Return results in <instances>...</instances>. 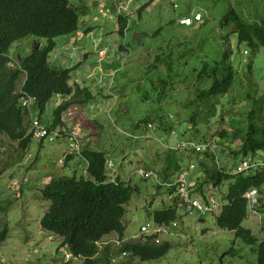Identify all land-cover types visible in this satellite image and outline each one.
<instances>
[{"label": "rangeland", "instance_id": "374dc122", "mask_svg": "<svg viewBox=\"0 0 264 264\" xmlns=\"http://www.w3.org/2000/svg\"><path fill=\"white\" fill-rule=\"evenodd\" d=\"M71 1L79 6L82 15L80 30L91 26L87 30L92 29L93 33L86 38L82 34L75 44L68 43L67 36L57 37L56 48L49 55L50 64L78 65L70 84L87 85L95 96L86 105H74L65 111L61 128L71 122L81 148L105 151L115 164L107 173L130 180L137 189L125 205L127 227L123 240L111 234L98 243L100 249L111 245L118 253L123 242L145 239L140 228L153 222L154 211L175 204L178 207L171 189L142 178L141 169L153 170L163 180L165 160L172 151L182 162V168L195 165L189 183L197 188L204 180L201 159L190 157L178 144L189 138L212 140L216 156H222L218 160L225 171L240 162L241 157L235 158L229 149L234 145L229 146L227 141L220 144L216 133L231 132L240 125L251 109L246 98L248 92L257 91L258 96L264 93V46L253 51L240 43L235 24L222 25V19L233 8L249 22H262L264 0H152L140 16L138 9L149 0H83L85 5L82 0ZM197 12L203 17L199 24L187 27L179 23L180 18ZM119 16L127 20L123 37L118 33ZM37 42L39 47L45 44L44 39L35 37L16 42L9 52L10 65L17 66ZM226 50L231 51L230 62L237 72L235 85L230 95L220 98L215 117L194 125L189 120L193 110L189 103L201 86L198 72L204 63L212 65L220 60ZM169 53L173 72L167 78L163 64L151 65L157 56ZM251 61L252 76H249L247 65ZM248 79L255 88L249 87ZM166 80L170 85L164 87ZM163 89L166 97L160 101L158 93ZM67 98L62 95L52 98L42 115L44 124H51L54 108ZM143 120L152 122L156 128L148 130ZM177 145L178 149H174ZM72 148L65 132L58 141L42 144L33 141L25 152L16 141L0 133V224L9 228L7 240L0 244V264H85L83 259L71 256L62 238L40 226L48 207L41 188L52 178L70 174L72 170L87 175L84 161L77 160L70 169ZM65 155L73 157L62 164L60 160ZM254 160L264 162V152L260 151ZM176 173L172 171L173 176ZM210 186H204L206 195L224 200L228 183L216 189ZM177 211V226L159 236L172 247L163 258L141 261L129 254L118 264H257L250 246L236 238L233 231L218 227V211L203 216H191L181 208ZM261 212L262 218L248 213L243 222L258 240L264 238V210Z\"/></svg>", "mask_w": 264, "mask_h": 264}, {"label": "trees", "instance_id": "16d2710c", "mask_svg": "<svg viewBox=\"0 0 264 264\" xmlns=\"http://www.w3.org/2000/svg\"><path fill=\"white\" fill-rule=\"evenodd\" d=\"M151 2L152 0H149L138 9L139 16ZM81 16L79 6H74L71 0H0V133L16 141L22 152L27 151L33 142V109L42 119L47 104L55 95L68 97L54 108L53 121L46 124L52 130L63 125L61 117L70 107L86 105L94 97L86 85L81 87L78 84H70L72 72L78 65L58 67L49 62V55L56 48L55 39L74 34L80 27ZM230 22L237 28L240 43L247 44L253 51L259 46H264V21L249 22L230 8L222 19V25ZM117 23L118 33L123 37L127 20L119 16ZM27 37L44 39L45 44L39 49H35L34 44L17 66H11L9 52L12 46ZM230 57L231 51L226 50L220 60L212 65L204 63L199 70L197 78L201 86L197 88L195 98L189 103V107H193L189 118L192 124L207 122L215 117L220 98L230 95L237 78ZM156 63L166 67L167 78H170L173 72L171 53L163 57L157 56L151 66ZM251 63L252 61L247 65L249 76H252ZM248 80L249 87L255 88L253 81ZM163 82L164 87L170 85L168 80ZM23 96L35 99L32 111L22 106ZM165 97L166 91L163 89L158 93V98L163 101ZM246 98L251 103V109L240 125L231 132L220 130L216 133L220 144L225 145L227 141L229 146L234 145L229 149L235 158L241 157L240 161L254 160L260 151L264 152V93L258 96L257 91L248 92ZM143 122L152 123L147 120ZM190 139L199 143L212 142L203 138ZM73 155L79 161L87 162V175L72 170L70 174L52 178L41 188V196L48 202V207L40 219L41 228L62 238V244L68 248L71 256L83 259L85 264L106 261L111 264V258L117 257L120 252H127V255L130 254L141 261L163 258L172 248L171 244L168 241L157 244L151 237L123 242L119 245L118 253H115L113 247L111 249V245L99 248L98 243L108 235L117 234L118 239L123 240L127 227L124 223L125 205L137 189L131 185L130 180L120 176L112 177L111 173H107V170L112 168L107 167L108 157L105 151L82 148L81 156ZM189 156L201 159L200 166L204 175V180L197 188H193V192L205 198L204 186L211 185V188L216 189L225 182L228 183L224 200L222 198L225 204L216 217V223L221 229L233 231L236 238L250 246L256 255V263L264 264V238L258 240L251 229L243 226L249 213L245 194L252 188L264 193V168L234 174V167L238 163L235 158H232L231 162L236 163L225 171L219 164V156L214 153L205 152ZM71 158L72 156H67L65 163ZM219 159H222V156ZM165 162L162 176L163 180H168L173 176L172 171L176 172L182 168V162L177 160L172 151L167 155ZM170 191L173 193L172 189ZM177 209L175 204L156 210L152 214L153 221L165 224L176 221ZM262 230L264 231V226ZM8 233V225L3 224L0 227V244L7 240Z\"/></svg>", "mask_w": 264, "mask_h": 264}, {"label": "built area", "instance_id": "2783aa9c", "mask_svg": "<svg viewBox=\"0 0 264 264\" xmlns=\"http://www.w3.org/2000/svg\"><path fill=\"white\" fill-rule=\"evenodd\" d=\"M124 9V7H120L121 9ZM110 12V9L108 10ZM106 15V13H105ZM202 15L201 13L197 12L193 16H184L179 19V23L183 26H193L194 24H199L202 22ZM35 103V99L32 97L23 96L21 99V104L24 108L32 111V105ZM61 120L64 121V117H61ZM62 122V123H63ZM64 124V123H63ZM74 125L69 122L67 125L65 124V128H56L50 130L46 124L43 123L42 119H40L36 113L32 111L31 113V131H32V137L33 141L42 142V141H49L54 142L60 140L62 138V132L66 133V137L69 139L72 145V151L73 154L77 156H81L82 148L80 141L78 140L77 133L75 131ZM156 127L153 126L152 123L147 124V129L152 131ZM68 134L70 136H68ZM172 135V133H171ZM179 148L184 149V153L190 155H198L203 154L205 152H210L216 154L215 146L214 144L210 142L205 143H199L194 140L184 139L180 141ZM174 148V147H173ZM178 149V145L177 148ZM30 156V154H28ZM66 155L62 157L60 162L63 164L66 160ZM107 167L112 168L114 167V161L112 159L107 160ZM86 168H87V162H85ZM195 168L194 164H188V166L181 168L180 170L176 171L177 173L175 176H172L168 180H162L160 179L159 175L153 171L148 169H141V177L147 180H153L157 185L165 186L168 189H172L173 193L175 195V198L177 199V206L178 208H181L184 213L189 214L191 216H203L206 214H215L217 211L220 212L222 210V207L224 206V202L222 199H217L213 197L212 195H206L205 198L197 196L193 192V187L189 183V176L190 172ZM258 168H264V162L260 163L255 160H241L238 162L233 170L234 174L237 173H245L251 170H256ZM86 172V171H85ZM175 173V172H174ZM174 175V174H173ZM245 198L248 201V208L249 213H252V215H257L258 217H261V211L264 210V208L261 209L262 204H264V193L258 191L256 188L250 189L246 194ZM261 199L263 202H261ZM262 218V217H261ZM177 226V222L173 221L169 224L165 223H146L141 226L140 228V234L147 239V237H151L152 240L159 244L161 243L160 235L163 233H168L169 229L175 228ZM117 244L120 242L117 241ZM127 256V252H120V254L117 257L111 258V264H117L120 259Z\"/></svg>", "mask_w": 264, "mask_h": 264}, {"label": "crops", "instance_id": "0c3cea01", "mask_svg": "<svg viewBox=\"0 0 264 264\" xmlns=\"http://www.w3.org/2000/svg\"><path fill=\"white\" fill-rule=\"evenodd\" d=\"M86 1H88V0H86ZM91 1V0H90ZM81 3H83L84 4V1L82 0V2ZM85 5V4H84ZM87 14V13H86ZM191 15V14H190ZM84 16V15H83ZM86 17V16H85ZM96 19H97V17H96ZM86 20V19H85ZM82 22V17H81V19H80V23ZM91 28V26H88V27H86V28H84L83 29V32L81 31L82 30V28H81V30H80V27H79V29L74 33V34H72V35H67V42L68 43H70V44H75L79 39H80V37H81V35L83 34L84 35V37L86 38V37H89L92 33H93V30L91 29V30H87V28ZM80 33V34H79ZM39 40H41V39H39ZM42 42V41H41ZM54 51V50H53ZM53 51L50 53V56H51V54L53 53ZM88 54V53H87ZM87 56L85 55V58H86ZM107 57V56H106ZM105 57V58H106ZM104 58V59H105ZM103 59V60H104ZM99 60H102V58H100ZM102 60V61H103ZM49 62H50V60H49ZM108 66H110V64H108ZM83 82H85V84H86V81L85 80H83ZM87 86V85H86ZM88 87V86H87ZM92 94H93V92H92ZM94 95V94H93ZM95 96V95H94ZM73 157V156H72ZM72 159V158H71ZM78 159L76 158V157H74L73 158V160L70 162V169L72 170L73 169V166H74V163H76V161H77ZM140 235V234H139ZM138 235H136V236H134L133 238H135V237H137ZM145 240V239H144ZM126 242V241H125Z\"/></svg>", "mask_w": 264, "mask_h": 264}, {"label": "water", "instance_id": "95a60500", "mask_svg": "<svg viewBox=\"0 0 264 264\" xmlns=\"http://www.w3.org/2000/svg\"><path fill=\"white\" fill-rule=\"evenodd\" d=\"M35 49H39V43L38 42L35 45Z\"/></svg>", "mask_w": 264, "mask_h": 264}]
</instances>
